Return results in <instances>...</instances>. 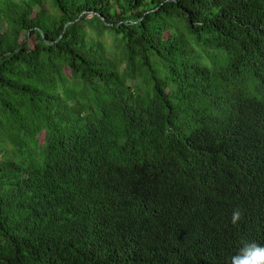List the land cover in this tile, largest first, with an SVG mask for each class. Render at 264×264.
<instances>
[{"label": "trees", "instance_id": "1", "mask_svg": "<svg viewBox=\"0 0 264 264\" xmlns=\"http://www.w3.org/2000/svg\"><path fill=\"white\" fill-rule=\"evenodd\" d=\"M242 238L264 0H0V264H227Z\"/></svg>", "mask_w": 264, "mask_h": 264}, {"label": "clouds", "instance_id": "2", "mask_svg": "<svg viewBox=\"0 0 264 264\" xmlns=\"http://www.w3.org/2000/svg\"><path fill=\"white\" fill-rule=\"evenodd\" d=\"M243 217L244 212L240 208H234L229 218L230 224L238 226ZM227 264H264V245L242 238L240 247Z\"/></svg>", "mask_w": 264, "mask_h": 264}, {"label": "rangeland", "instance_id": "3", "mask_svg": "<svg viewBox=\"0 0 264 264\" xmlns=\"http://www.w3.org/2000/svg\"><path fill=\"white\" fill-rule=\"evenodd\" d=\"M2 150H4V152H7V155H8L9 157H11V155L9 154V153H10V147H9V146H7V145H3V146H2Z\"/></svg>", "mask_w": 264, "mask_h": 264}]
</instances>
